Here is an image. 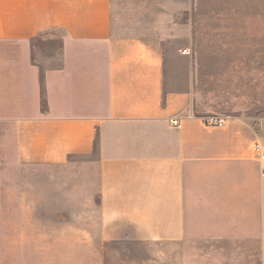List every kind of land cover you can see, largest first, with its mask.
Masks as SVG:
<instances>
[{"label":"crops","instance_id":"crops-1","mask_svg":"<svg viewBox=\"0 0 264 264\" xmlns=\"http://www.w3.org/2000/svg\"><path fill=\"white\" fill-rule=\"evenodd\" d=\"M197 7L0 0V125L21 164L88 158L103 241H224L264 264V112L195 115Z\"/></svg>","mask_w":264,"mask_h":264},{"label":"rangeland","instance_id":"rangeland-1","mask_svg":"<svg viewBox=\"0 0 264 264\" xmlns=\"http://www.w3.org/2000/svg\"><path fill=\"white\" fill-rule=\"evenodd\" d=\"M197 8L202 42L186 54L198 71L195 115H261L264 0H198ZM87 159L21 164L14 131L0 125V264H240L237 243L103 241L98 179Z\"/></svg>","mask_w":264,"mask_h":264},{"label":"built area","instance_id":"built-area-1","mask_svg":"<svg viewBox=\"0 0 264 264\" xmlns=\"http://www.w3.org/2000/svg\"><path fill=\"white\" fill-rule=\"evenodd\" d=\"M222 122H223V120L217 119V118H212V119L209 120V123H222ZM174 124L177 125L178 123L175 121ZM256 151H257L258 156L262 160V170H263V173H264V152H263L262 147L258 143L256 144Z\"/></svg>","mask_w":264,"mask_h":264},{"label":"trees","instance_id":"trees-1","mask_svg":"<svg viewBox=\"0 0 264 264\" xmlns=\"http://www.w3.org/2000/svg\"><path fill=\"white\" fill-rule=\"evenodd\" d=\"M107 243H114V242H107Z\"/></svg>","mask_w":264,"mask_h":264}]
</instances>
